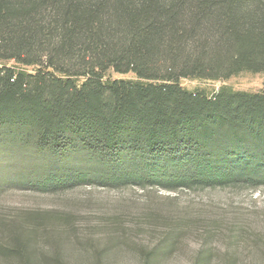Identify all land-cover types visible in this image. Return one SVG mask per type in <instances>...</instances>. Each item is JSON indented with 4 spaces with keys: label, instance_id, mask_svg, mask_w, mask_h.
Wrapping results in <instances>:
<instances>
[{
    "label": "trees",
    "instance_id": "trees-1",
    "mask_svg": "<svg viewBox=\"0 0 264 264\" xmlns=\"http://www.w3.org/2000/svg\"><path fill=\"white\" fill-rule=\"evenodd\" d=\"M0 60L14 62L0 64V150L101 161L114 189L264 183V89L181 84L264 75V0H0ZM57 175L47 181L87 176ZM12 227L0 226V258L41 264L38 227ZM173 247L162 240L154 261Z\"/></svg>",
    "mask_w": 264,
    "mask_h": 264
},
{
    "label": "rangeland",
    "instance_id": "rangeland-1",
    "mask_svg": "<svg viewBox=\"0 0 264 264\" xmlns=\"http://www.w3.org/2000/svg\"><path fill=\"white\" fill-rule=\"evenodd\" d=\"M4 63L14 62L0 60ZM106 75L136 80L132 72L110 70ZM181 84L213 97L223 87L262 91L264 75L243 71L220 80L184 78ZM249 153L246 162L263 167L255 152ZM240 157L235 158L239 165ZM239 165L231 171L240 173ZM78 170L87 176L59 186L52 184L54 179L47 181L57 174L77 176ZM105 171L101 161H64L19 147L1 149L3 233L14 224L38 227L33 245L42 253L41 264H264V183L254 188L114 189L100 183ZM162 240L174 247L154 261ZM0 264L17 263L0 258Z\"/></svg>",
    "mask_w": 264,
    "mask_h": 264
}]
</instances>
